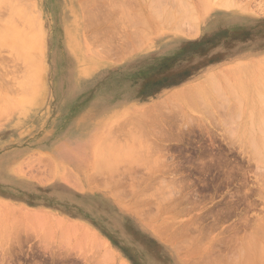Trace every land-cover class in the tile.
Returning a JSON list of instances; mask_svg holds the SVG:
<instances>
[{"label":"rangeland","instance_id":"obj_1","mask_svg":"<svg viewBox=\"0 0 264 264\" xmlns=\"http://www.w3.org/2000/svg\"><path fill=\"white\" fill-rule=\"evenodd\" d=\"M11 1L0 0V264H233L264 250V169L238 101L264 60V0L191 8L147 40L131 23L140 0ZM13 31L31 40L29 59ZM184 87L201 96L189 107Z\"/></svg>","mask_w":264,"mask_h":264},{"label":"bare ground","instance_id":"obj_2","mask_svg":"<svg viewBox=\"0 0 264 264\" xmlns=\"http://www.w3.org/2000/svg\"><path fill=\"white\" fill-rule=\"evenodd\" d=\"M13 1V0H12ZM11 1V2H12ZM21 1V0H20ZM24 1V0H23ZM25 1H27V0H25ZM91 1H93V0H91ZM95 1V0H94ZM99 1V0H98ZM120 1H122V0H120ZM124 1V0H123ZM122 1V2H123ZM126 1V0H125ZM164 1V3L167 1V0H155V1H153V0H140V2H141V5H142V7L143 8H145V12H143V13H140L139 12V8L137 9L138 10V13L136 14V16H135V21H133V22H131V23H133V24H136L137 26H139L140 27V30L137 32V33H139V35L140 36H142V37H140V36H138V37H140V40H141V38L142 39H145L144 38V34H143V32L146 34V37H147V35H149L151 32H153L154 30H156V28H159L160 26H164V25H167V24H169L171 21H173V20H176V19H181V18H183L182 20H184V19H186V18H188L189 16H188V14H189V12L190 11H188V10H191V8H192V10H193V13H194V9H195V12H197L196 11V9L197 10H199L200 8H201V6H204V4H212V5H214V6H219V7H223V8H230V7H235L234 6V2L232 1V0H219V1H217V3H215V4H213L215 1L213 0H182V1H180L179 0V2H181V3H179L178 1L176 2V3H173L174 4V6H175V4H176V7H177V9L179 8L178 7V5L180 6V9L181 10H183V11H180V9H179V11L178 12H176V10L174 9V8H169V6L167 5V3H166V5H167V7L165 6V4L163 3V5H160V3L161 2H163ZM7 2V1H6ZM14 2H15V0H14ZM103 2V1H102ZM115 2V1H114ZM241 2V1H240ZM1 3V2H0ZM22 3V2H21ZM26 3V2H25ZM90 3V2H89ZM112 3V5H113V2H111ZM126 3V2H125ZM171 3V4H172ZM179 3V4H178ZM4 4H6V3H4ZM13 4V3H12ZM16 4H20V3H16ZM88 4V3H87ZM86 4V5H87ZM91 4H93L92 2H91ZM95 4V3H94ZM127 4V3H126ZM155 4V5H154ZM239 4H241V3H239ZM264 4V3H263ZM1 5V4H0ZM7 5H9L8 3H7ZM15 5V4H14ZM23 5V4H22ZM114 5H115V3H114ZM11 6V5H10ZM21 6V5H20ZM91 6V5H90ZM109 6V5H108ZM116 6H120L118 9H119V11L121 12V13H126V12H128V10H124L121 6L122 5H120V4H118V5H116ZM116 6H114V7H116ZM124 6V5H123ZM166 8H165V7ZM173 6V7H174ZM6 7V6H5ZM100 7V6H99ZM98 7V8H99ZM3 8V7H2ZM6 8H8V7H6ZM10 8V7H9ZM30 8V7H29ZM28 7L26 8V12H27V9H29ZM167 8H169V10L167 9ZM1 9V8H0ZM25 8L23 7V10H24ZM87 9V8H86ZM89 9H91V8H89ZM88 9V10H89ZM117 9V10H118ZM215 9H219V8H215ZM8 10V9H7ZM92 10V9H91ZM99 10V9H98ZM104 10H105V8H104ZM192 10H191V13H192ZM4 11V10H3ZM2 11V12H3ZM31 11H32V9H31ZM73 11V10H72ZM85 11V10H84ZM90 11V10H89ZM89 11H88V14H89ZM96 11V10H95ZM95 11L93 12V11H91L90 13L91 14H89L90 15V17L91 16H95L96 14H97V12H96V14L94 15V13H95ZM10 11H8V14H10V13H14V12H10ZM110 12V11H109ZM112 12H114V10L112 11ZM6 13V11H4V14ZM93 14V15H92ZM6 15V14H5ZM10 15H12V14H10ZM14 16H15V14H13ZM12 15V16H13ZM99 15V14H98ZM117 15V14H116ZM118 15H120V14H118ZM106 16V15H105ZM108 16V15H107ZM7 17V16H6ZM88 17V16H87ZM86 17V18H87ZM109 17V16H108ZM107 17V18H108ZM118 17V16H117ZM8 18H9V16H8ZM15 18V17H14ZM16 18L17 19H19V17L18 16H16ZM93 18L94 17H92V20H93ZM106 18V19H107ZM110 18V17H109ZM191 18V17H190ZM37 19V18H36ZM36 19L34 20V21H36ZM89 19V21L91 20L90 18H88ZM88 19H87V22H88ZM97 19H99V18H97ZM97 19H96V21H97ZM105 19V18H104ZM15 20V19H14ZM20 20V19H19ZM24 20V19H23ZM22 20V21H23ZM95 20V19H94ZM21 21V20H20ZM25 21V20H24ZM23 21V22H24ZM100 21V20H99ZM109 21V20H108ZM37 22V21H36ZM93 22V21H92ZM98 22V21H97ZM110 22V21H109ZM135 22V23H134ZM7 23V22H6ZM22 24H25V23H22ZM36 24V23H35ZM90 24V23H89ZM89 24L87 25V26H89ZM95 24H96V22H95ZM99 24V23H98ZM38 26V25H37ZM37 26H35V27H37ZM92 25H90V27H91ZM100 26V25H99ZM31 27V26H30ZM114 27V26H113ZM112 27V28H113ZM100 31H102V30H100ZM111 31V30H110ZM96 32H98V31H96ZM15 32L13 31V33H11V35H13V37H15V38H18L19 40L18 41H21V44L20 43H18L19 44V46H20V48H19V46L17 47V49H18V51L20 50V52H19V54L21 55V50H22V52L24 53V55L22 54L21 56H25V58L27 57V56H29V58L31 57L29 54H30V52H29V54L27 55L26 54V49H27V47H29L30 46V42H31V40H29L30 42H28L27 40H26V37H25V34H22V33H15ZM95 33V32H94ZM141 33L143 34V35H141ZM17 35H19V36H17ZM95 35V34H94ZM17 36V37H16ZM112 36V35H111ZM24 37V38H23ZM35 37V36H34ZM137 37V36H136ZM137 37V38H138ZM5 38H8L7 37V32L5 31V29H2V28H0V45L4 42V39ZM32 38H33V36H32ZM148 38V37H147ZM147 38L145 39V40H147ZM25 39V40H24ZM14 40V39H13ZM6 41V40H5ZM16 39L14 40V44L16 43ZM27 43H28V46H27ZM128 43V42H127ZM4 44V43H3ZM5 44H6V42H5ZM9 45H10V43H8ZM14 44H12L11 45V47L14 45ZM33 44V43H32ZM124 44V43H123ZM123 44H122V46H123ZM144 44V43H143ZM142 44V45H143ZM128 45V44H127ZM32 46V45H31ZM129 46V45H128ZM6 47V46H5ZM1 48V47H0ZM7 48V47H6ZM13 48H15L14 46H13ZM26 48V49H25ZM124 48V47H123ZM127 48L128 47H126L125 46V51L126 52H128L127 51ZM3 49V48H2ZM7 49H9V48H7ZM111 49V48H110ZM10 50V49H9ZM30 50V49H29ZM109 50V49H108ZM112 51V50H111ZM10 52V51H9ZM27 52H28V50H27ZM109 52V51H108ZM117 52V51H116ZM132 52V51H131ZM12 53V52H11ZM115 53V52H114ZM16 54H18V53H16ZM26 54V55H25ZM13 57V56H12ZM22 57V58H23ZM19 58H21L20 56H19ZM28 58V57H27ZM28 58V59H29ZM17 59V58H16ZM120 59V58H119ZM260 60H262V59H260ZM23 61V60H22ZM238 63H240V66H244V64L242 63V61L240 60V61H238V62H236V63H233V64H230V68H233V67H237L236 65L238 64ZM243 65H242V64ZM247 63V62H246ZM248 64V63H247ZM239 66V67H240ZM243 68V67H242ZM29 69V68H28ZM239 69V68H238ZM247 69V68H246ZM254 69L255 70H257V75H256V80L255 79H251V80H245V81H243L242 82V86H243V90H244V95L242 96V98L240 99V100H238L239 102H241L242 103V105H243V108H244V110H243V116H242V123H241V129H240V131H241V133H243V134H246L247 135V141H248V144H249V148H250V152H251V154L254 156V158L256 159V161H257V164H258V167L259 166H261L263 169H264V60H262V61H259L257 64H255L254 65ZM31 70V69H30ZM248 71H249V69H247ZM220 72V71H219ZM240 72H241V68H240ZM242 72H243V70H242ZM221 74H222V72H220ZM210 74H212V72L211 73H208V76H210ZM224 74V75H223ZM222 75L224 76V77H226L225 76V73H223ZM243 74V73H242ZM245 74V73H244ZM215 78V77H214ZM203 79V78H202ZM212 79H213V77H212ZM226 79V78H225ZM245 79V78H244ZM209 80V79H208ZM230 81V80H229ZM219 82V81H218ZM26 83V82H25ZM194 83H196V82H194ZM198 83V82H197ZM196 83V84H197ZM210 83H211V81H210ZM228 83V82H227ZM226 83V84H227ZM24 84V83H23ZM213 84V83H212ZM211 84V85H212ZM220 84V83H219ZM229 84V86H230V83H228ZM227 84V85H228ZM198 85V84H197ZM200 85H202V84H200ZM240 85V84H239ZM216 86V85H215ZM228 86V87H229ZM232 86V85H231ZM241 86V85H240ZM25 87V86H24ZM185 87H188V85H186ZM182 88V89H180L179 90V92L181 93V95L183 96V101H185L184 103L186 104V106L187 107H189V105H190V103L192 104V100H193V98H198V97H200L201 98V96L199 95L198 97H193L194 95H198L197 93L196 94H192V88L189 90V88ZM200 87H202L203 88V85L202 86H200ZM220 87H221V85H220ZM198 88V87H197ZM199 89V88H198ZM218 89V88H217ZM217 92H218V90H217ZM220 92V91H219ZM194 93V92H193ZM231 93H234V95L236 94L237 95V93H235V89H234V92H232L231 91ZM238 93H240L241 94V92L239 91ZM206 94H207V91H206ZM208 94H209V92H208ZM207 94V95H208ZM218 94H220V93H218ZM238 96V95H237ZM167 98V97H166ZM168 99V98H167ZM170 99V98H169ZM199 99V98H198ZM237 99V98H236ZM239 99V98H238ZM171 100V99H170ZM169 100V101H170ZM161 101V100H160ZM160 101H158V103L160 102ZM168 101V102H169ZM173 101V100H172ZM171 101V102H172ZM196 101H198V100H196ZM202 101V100H201ZM174 102V101H173ZM172 102V103H173ZM164 100L162 99V104H158L159 105V107H163L166 103H164ZM170 103V102H169ZM175 103V102H174ZM187 103L189 104V105H187ZM199 104V103H198ZM156 104H154V106H155ZM161 105V106H160ZM171 105V104H170ZM193 105V104H192ZM191 105V106H192ZM167 106V104L165 105V107ZM172 107L173 106H175V104L174 105H171ZM165 107H163V108H165ZM155 108H157V106H155ZM162 108V109H163ZM167 108V107H166ZM175 108V107H174ZM177 108V107H176ZM153 109V108H152ZM160 110V109H159ZM182 110V109H181ZM158 111V110H157ZM163 111H166V110H163ZM176 111V113H175V116L174 117H176V119L175 120H177L178 118H177V115H178V109H176L175 110ZM180 111V110H179ZM184 111V112H183ZM143 112V111H142ZM146 112V111H145ZM159 112V114H160V116H161V113H160V111H158ZM162 112V111H161ZM183 112V113H182ZM169 113V112H168ZM153 114V113H152ZM189 114V113H188ZM188 114H186L185 113V110H182L181 111V115L182 116H180V114H179V116H180V118H182V117H187L188 116ZM139 115H140V113H139ZM142 116V118L144 119V117H143V115L144 114H141ZM149 115H151V114H149ZM155 115V114H154ZM173 115V114H172ZM152 116V115H151ZM190 116V115H189ZM155 117V119H153V117H152V120H151V122H150V130L149 131H151V133L154 135V137L155 136H158V137H160V136H162V138H160V139H162L163 140V138H164V136L168 133V131L167 130H163V129H165V125L163 126V124L164 123H162V121L161 120H159L158 121V119H156L157 117L156 116H154ZM163 117H164V115H163ZM173 117V116H172ZM147 119H146V121L148 120V116L146 117ZM161 118V117H160ZM149 119H151V118H149ZM145 120V119H144ZM174 120V119H173ZM175 120H174V122H175ZM124 120H122V121H120L121 123H124L123 122ZM150 121V120H149ZM148 121V122H149ZM161 121V122H160ZM138 124V123H137ZM141 124V123H140ZM140 124H138L139 126H140ZM149 124V123H148ZM119 125L121 126V124L119 123ZM134 125V124H133ZM142 125V124H141ZM124 126V125H123ZM138 126V127H139ZM143 126V125H142ZM142 126H140L139 128H141ZM116 127V126H115ZM134 127V126H133ZM123 128V127H122ZM137 128V127H136ZM119 129V128H118ZM144 129V128H143ZM120 130V129H119ZM144 130H146V128L144 129ZM143 130V132L145 133V131ZM111 132V131H110ZM121 132V131H120ZM169 134V133H168ZM83 135V134H82ZM170 135V134H169ZM80 137V136H79ZM78 138V137H77ZM75 139V138H74ZM78 140V139H77ZM145 141H146V139H145ZM104 142H107V139H105L104 140ZM108 143V142H107ZM138 143V142H137ZM143 143V142H142ZM97 144V143H96ZM152 144H153V142H152ZM144 146V145H143ZM155 146H156V144H155ZM154 146V147H155ZM85 147V146H84ZM158 147H160V146H158ZM82 149V148H81ZM143 149V148H142ZM138 150H139V148H138ZM78 151V150H77ZM119 153V152H118ZM117 156V155H116ZM42 158H43V156H42ZM48 158H49V156H48ZM80 160V159H79ZM51 164H53L52 162H51ZM161 164H163V163H161ZM212 165H215V163L214 164H212ZM217 165V164H216ZM54 166V165H53ZM51 167V166H50ZM98 167V166H97ZM165 167V166H164ZM261 167H259V168H261ZM51 169V168H50ZM53 169V168H52ZM116 169H118L119 170V168H117L116 167ZM114 170V169H113ZM117 170V171H118ZM52 171V170H51ZM100 171V170H99ZM115 171V170H114ZM264 171V170H263ZM64 172H67V171H64ZM73 173L71 170L69 171V173ZM100 173V172H99ZM111 173V172H110ZM123 173V172H122ZM142 173V172H141ZM113 174H114V172H113ZM129 174H130V172H129ZM135 174H136V172H135ZM125 175V174H124ZM133 175V174H132ZM91 176V175H90ZM110 176V175H109ZM108 176V177H109ZM111 176H112V174H111ZM110 176V177H111ZM129 176V175H128ZM73 177V176H72ZM71 177V178H72ZM75 177V176H74ZM73 177V178H74ZM109 177V178H110ZM126 177H127V175H126ZM130 177V176H129ZM135 175H134V177H133V179H135ZM70 178V177H69ZM89 178V177H88ZM107 178V177H106ZM118 179H121V178H119V177H117ZM117 178H116V180H117ZM123 179V178H122ZM127 179V178H126ZM131 179H132V177H131ZM131 179H129L130 181H131ZM71 180H73V179H71ZM78 180V179H77ZM98 180V179H97ZM136 180L137 179H135V183H136ZM139 180V179H138ZM75 181V180H74ZM94 181V180H93ZM105 181H107V183H108V180H105ZM123 181V180H122ZM133 181V180H132ZM114 182V181H113ZM117 182V181H116ZM120 182V181H119ZM77 183V182H76ZM123 183H124V181H123ZM131 183V182H130ZM134 185V184H133ZM132 185V186H133ZM124 189V188H123ZM136 189V188H135ZM125 191V190H124ZM127 191V190H126ZM135 192V191H134ZM124 194V193H123ZM137 201V200H136ZM5 204V203H4ZM14 207V206H13ZM14 208H16V207H14ZM13 209V208H12ZM14 211V210H13ZM260 228V227H259ZM262 230H263V228H261ZM261 230V231H262ZM260 231V232H261ZM164 232V231H163ZM262 233H264V232H262ZM161 234V233H160ZM250 236V235H249ZM262 236V235H261ZM261 236H259V237H261ZM245 238H247V237H245ZM257 238V237H256ZM261 238H263V237H261ZM260 238V239H261ZM263 241H264V238L262 239ZM252 241H253V239H252ZM257 241H258V239H257ZM257 241H256V243H257ZM244 242V241H243ZM259 242V241H258ZM245 243V242H244ZM254 243V242H253ZM261 244H263L262 242H261ZM261 244H260V246H261ZM243 245H245V244H243ZM246 246V245H245ZM250 245H248V247H249ZM242 247V246H241ZM240 247V248H241ZM243 248V247H242ZM260 248V247H259ZM261 249V248H260ZM242 251H243V249H241ZM245 250V249H244ZM263 249H261L260 250V252L258 253V252H256V250L255 251H253V250H249L248 251V253H247V251L245 252V255H244V257L241 255L240 257H241V259H239V261H238V255H237V257H235L237 260L236 261H238V263L236 262H234L233 261V264L235 263V264H264V250L262 251ZM261 251H262V253H261ZM237 253V252H236ZM242 254V253H241ZM236 256V255H235ZM234 257V256H233ZM228 258H230V257H228ZM215 260V259H214ZM222 260V259H221ZM231 260H232V258H231ZM219 261V260H218ZM217 261V262H218ZM227 261H229V259L227 260ZM223 262V261H222ZM232 262V261H231ZM209 263V262H208ZM207 263V264H208ZM213 263V262H212ZM219 263V262H218ZM225 263H226V261H225ZM228 263V262H227ZM210 264V263H209ZM217 264V263H216Z\"/></svg>","mask_w":264,"mask_h":264}]
</instances>
